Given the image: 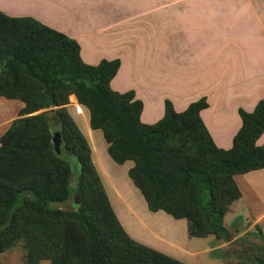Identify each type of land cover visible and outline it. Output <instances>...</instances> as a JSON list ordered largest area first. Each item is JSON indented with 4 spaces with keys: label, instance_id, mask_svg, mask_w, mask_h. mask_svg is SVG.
<instances>
[{
    "label": "trees",
    "instance_id": "1",
    "mask_svg": "<svg viewBox=\"0 0 264 264\" xmlns=\"http://www.w3.org/2000/svg\"><path fill=\"white\" fill-rule=\"evenodd\" d=\"M78 50L74 40L32 18L0 13V97L23 104L0 137V252L21 240L27 264L47 258L62 264L45 253L57 245L45 243L47 231L40 222L24 221L29 214L73 219L83 237L84 264H182L125 234L89 147L65 109L68 96L87 109L88 125L100 131L109 158L118 165L132 162L127 176L149 212L184 219L190 238L213 235L227 241L223 216L239 197L232 177L264 168V144L255 145L264 130V98L250 113L238 110L240 127L231 147L222 150L198 116L206 107L204 98L180 113L164 101L163 116L143 124L141 102L133 93L109 88L119 61L86 65ZM40 110L45 111L32 115ZM53 131L59 132L65 154L76 161L73 187L70 165L53 149ZM72 191L78 197L75 209H48L50 203L68 200ZM60 243L65 251L66 240Z\"/></svg>",
    "mask_w": 264,
    "mask_h": 264
},
{
    "label": "crops",
    "instance_id": "2",
    "mask_svg": "<svg viewBox=\"0 0 264 264\" xmlns=\"http://www.w3.org/2000/svg\"><path fill=\"white\" fill-rule=\"evenodd\" d=\"M0 13L32 18L74 40L86 65L117 59L109 88L133 93L141 102L143 124L163 116L164 101L180 113L204 98L206 107L198 116L214 146L222 150L231 147L240 127L238 110L250 113L264 98V0H0ZM70 97L74 105L65 109L89 147L90 161L125 234L168 257L176 251L197 253L198 241L186 237H206L190 238L184 219L169 216L171 221L159 214L162 211L146 209L138 190L124 178L132 162L118 165L109 158L106 143L102 139V147L93 133L99 130L88 125L87 109ZM22 108L21 102L0 97V137ZM263 144L264 130L255 141L256 146ZM232 178L239 197L223 216L224 229L228 234L233 229V241L260 225L264 239V168ZM228 218L235 222L229 231ZM143 230L146 240L140 239Z\"/></svg>",
    "mask_w": 264,
    "mask_h": 264
},
{
    "label": "rangeland",
    "instance_id": "3",
    "mask_svg": "<svg viewBox=\"0 0 264 264\" xmlns=\"http://www.w3.org/2000/svg\"><path fill=\"white\" fill-rule=\"evenodd\" d=\"M73 98L68 96L66 105L73 104ZM74 105V104H73ZM75 108V107H74ZM80 110V109H79ZM44 110L37 111L32 115L38 114L43 112ZM53 129L51 128V131ZM54 132V131H53ZM97 136V142L103 147L104 142L101 138L100 131L93 132ZM59 155L60 157L65 160L71 167L72 170V181L70 182V187L74 186L75 180V168L76 161L74 157L71 155H66L65 152L62 150L59 144ZM116 165V164H115ZM116 167H119L118 165ZM118 171H122L121 168L117 169ZM124 178L129 182L130 187H133L129 179L124 175ZM138 193V192H137ZM139 195V194H138ZM140 197V195H139ZM141 205L144 206L143 200L141 199ZM78 202V197L75 192H71L70 197L68 200L62 203H50L48 205V209H57L60 211H71L75 209L76 204ZM145 208V206H144ZM117 212V211H116ZM251 216L253 213L249 212ZM163 217H167L171 221L169 216L163 214L162 212L159 213ZM94 216V213H92ZM228 218L225 222L226 229H230V226L235 222H231ZM34 220L35 222H40L39 226L43 227L46 234L43 236L46 237L45 243H52L57 245L56 248L53 246L49 247L47 255H50L49 258L52 256L53 258L59 257L58 261L62 264H84V253H83V237L82 234L76 224V222L71 219L70 217H60L58 219L54 218H40L37 216L26 215L25 220ZM23 221V222H24ZM184 221V220H182ZM22 223V222H21ZM20 223V225H21ZM264 227V220L262 221V228ZM246 226L243 227L245 230ZM259 228V230H258ZM258 228L250 229L248 232H244L241 237L236 238L232 241V238L235 236V232L233 233V229H231L230 233L228 234V240H222L221 238H217L213 235L207 236L205 239H189L186 237L188 241H198V247L200 246L201 249H198L197 253H180L176 251V255L174 252L170 253V259L182 263V264H258V260H264V242L260 240V233H261V226L259 225ZM58 229V230H56ZM260 231V233H259ZM138 233V231H137ZM141 238L145 239L148 238L147 232L140 231L139 232ZM138 233V236H139ZM182 235L185 237V230L181 231ZM34 234H37L34 232ZM233 237H232V236ZM65 236V237H63ZM234 239V238H233ZM66 240V250L63 249V243L61 244L60 241ZM132 240V239H131ZM231 240V241H230ZM151 242H153V238L151 237ZM204 246H209L208 251H203ZM44 250V248H43ZM55 251V255H54ZM166 256V255H165ZM168 257V256H167ZM0 264H27L26 260V251L22 247V241H14L13 244L0 252ZM37 264H51L50 259H40Z\"/></svg>",
    "mask_w": 264,
    "mask_h": 264
},
{
    "label": "water",
    "instance_id": "4",
    "mask_svg": "<svg viewBox=\"0 0 264 264\" xmlns=\"http://www.w3.org/2000/svg\"><path fill=\"white\" fill-rule=\"evenodd\" d=\"M51 143L53 146V149L57 155H59V144H60V136L58 131L52 132L51 135Z\"/></svg>",
    "mask_w": 264,
    "mask_h": 264
},
{
    "label": "built area",
    "instance_id": "5",
    "mask_svg": "<svg viewBox=\"0 0 264 264\" xmlns=\"http://www.w3.org/2000/svg\"><path fill=\"white\" fill-rule=\"evenodd\" d=\"M76 112H79V110L77 109V107H75V109H74Z\"/></svg>",
    "mask_w": 264,
    "mask_h": 264
},
{
    "label": "bare ground",
    "instance_id": "6",
    "mask_svg": "<svg viewBox=\"0 0 264 264\" xmlns=\"http://www.w3.org/2000/svg\"><path fill=\"white\" fill-rule=\"evenodd\" d=\"M78 109V108H77ZM79 110V109H78ZM79 112H80V110H79Z\"/></svg>",
    "mask_w": 264,
    "mask_h": 264
}]
</instances>
